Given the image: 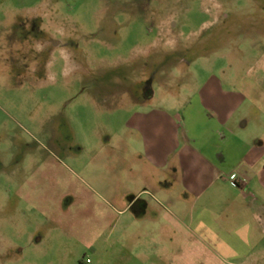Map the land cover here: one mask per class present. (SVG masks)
Masks as SVG:
<instances>
[{
	"label": "rangeland",
	"instance_id": "obj_1",
	"mask_svg": "<svg viewBox=\"0 0 264 264\" xmlns=\"http://www.w3.org/2000/svg\"><path fill=\"white\" fill-rule=\"evenodd\" d=\"M175 142L264 143V0H0V264H264V190L161 196Z\"/></svg>",
	"mask_w": 264,
	"mask_h": 264
},
{
	"label": "crops",
	"instance_id": "obj_2",
	"mask_svg": "<svg viewBox=\"0 0 264 264\" xmlns=\"http://www.w3.org/2000/svg\"><path fill=\"white\" fill-rule=\"evenodd\" d=\"M236 96L239 95L224 94L225 106H227L226 104H235L236 106L234 108L236 110L238 102L235 101V99L230 100V97L234 98ZM234 108L225 112L224 116L223 114H216L215 117L210 114L208 116L214 118L216 120V124L225 133L226 130L224 128L234 116ZM203 109V112L208 114V110L205 108ZM188 143L189 144L180 145L178 142H175L168 148H161L160 146L152 144H144V149L146 151H151L147 154L145 162L155 169V174L152 176L153 179H151L154 181L155 185H157L158 180V189L160 190V195L162 194L161 196H171V190H164L162 188V179L161 176H159L163 169L171 164L172 168L179 174L181 186L183 187L184 192L188 195H193L195 192H198L202 183H207V188H210L219 175L232 176L234 174L236 176L235 183L240 189L244 190L248 188L250 184L256 180L257 185L264 190V143L256 142L254 144L247 145L245 151L238 155L237 160L231 164L230 167L227 165L226 157L229 155V151H235L234 148V150L230 149V147H227L226 145L224 146L222 142H220V144L215 145L208 153L205 154L201 150L192 148L190 142ZM145 181L147 182V179H145ZM144 192L148 193V191ZM154 203L156 207H162L160 200L159 202ZM132 207L133 201L127 203L121 212H130ZM152 210L151 206L143 207V213L146 215ZM238 239L240 240L242 238L240 237ZM135 245H139L140 248H142V245L139 243H135ZM215 245L218 248H221L222 252L228 257L231 256V253H233L232 250L230 252H226L228 245L224 241H219ZM139 246H136V248L138 249ZM142 256H144V254ZM151 258L157 259V256L154 255L151 256Z\"/></svg>",
	"mask_w": 264,
	"mask_h": 264
},
{
	"label": "flooded vegetation",
	"instance_id": "obj_3",
	"mask_svg": "<svg viewBox=\"0 0 264 264\" xmlns=\"http://www.w3.org/2000/svg\"><path fill=\"white\" fill-rule=\"evenodd\" d=\"M147 96L150 97L149 94H147ZM88 263H89V260L86 261V264H88ZM80 264H81V263H80ZM166 264H168V261H166Z\"/></svg>",
	"mask_w": 264,
	"mask_h": 264
}]
</instances>
